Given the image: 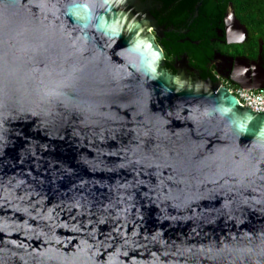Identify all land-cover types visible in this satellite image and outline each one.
I'll use <instances>...</instances> for the list:
<instances>
[{"label":"water","instance_id":"obj_1","mask_svg":"<svg viewBox=\"0 0 264 264\" xmlns=\"http://www.w3.org/2000/svg\"><path fill=\"white\" fill-rule=\"evenodd\" d=\"M130 6L0 0V264H264V112Z\"/></svg>","mask_w":264,"mask_h":264},{"label":"flooded vegetation","instance_id":"obj_2","mask_svg":"<svg viewBox=\"0 0 264 264\" xmlns=\"http://www.w3.org/2000/svg\"><path fill=\"white\" fill-rule=\"evenodd\" d=\"M182 1L184 0H172V4L165 8L163 0H131L132 15L145 19V26L163 51L160 65L162 69L187 80L223 81L232 85L237 84L232 77L242 79L241 73H238L244 65L250 66L252 75L254 70L260 72L264 69V40H259V46L254 53L251 48L252 34L233 12L238 22L235 21L231 12V9L234 11L231 1L226 3L222 26H215L214 34L209 35L211 55L198 60L187 46L198 47L202 44L201 39H192L189 34L194 20L201 15L203 0H196L192 10H187V14L186 10L176 13L178 18L184 16V21L180 24L173 23L172 11ZM161 17L164 21L159 20ZM240 25H244L245 29ZM173 46L182 49L180 52H173Z\"/></svg>","mask_w":264,"mask_h":264},{"label":"trees","instance_id":"obj_3","mask_svg":"<svg viewBox=\"0 0 264 264\" xmlns=\"http://www.w3.org/2000/svg\"><path fill=\"white\" fill-rule=\"evenodd\" d=\"M196 0H184L173 9L171 21L173 23H181L184 21V16L178 18L176 13L182 11L187 14V10H192ZM231 1L236 17L247 27L252 34L251 48L256 53L259 46V40H264V0H203L201 7V15L196 18L191 26L189 37L192 39H201L202 44L198 47L187 46L190 53L198 60L204 59L211 55L212 49L209 45V35L214 34V27L222 26V17L226 11V3ZM164 7L172 4V0H163ZM164 21V18H159ZM174 47V46H173ZM182 48L174 47L173 52H180ZM253 53V54H254ZM255 55V54H254Z\"/></svg>","mask_w":264,"mask_h":264},{"label":"built area","instance_id":"obj_4","mask_svg":"<svg viewBox=\"0 0 264 264\" xmlns=\"http://www.w3.org/2000/svg\"><path fill=\"white\" fill-rule=\"evenodd\" d=\"M222 83L235 95L241 106L249 107L254 111L264 112V87L249 89L239 84L232 85L223 81Z\"/></svg>","mask_w":264,"mask_h":264}]
</instances>
